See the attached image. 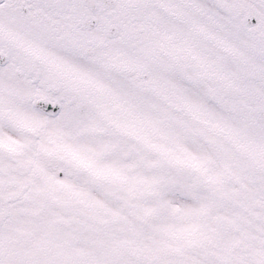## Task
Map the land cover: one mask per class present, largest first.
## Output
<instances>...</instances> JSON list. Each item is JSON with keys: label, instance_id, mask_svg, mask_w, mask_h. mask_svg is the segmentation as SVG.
Returning a JSON list of instances; mask_svg holds the SVG:
<instances>
[{"label": "snow or ice", "instance_id": "6c2138e0", "mask_svg": "<svg viewBox=\"0 0 264 264\" xmlns=\"http://www.w3.org/2000/svg\"><path fill=\"white\" fill-rule=\"evenodd\" d=\"M0 264H264V0H0Z\"/></svg>", "mask_w": 264, "mask_h": 264}]
</instances>
